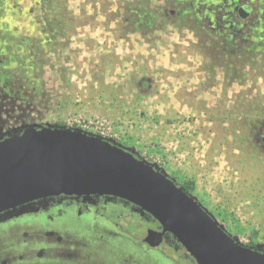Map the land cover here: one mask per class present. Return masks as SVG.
Masks as SVG:
<instances>
[{"label": "rangeland", "instance_id": "rangeland-1", "mask_svg": "<svg viewBox=\"0 0 264 264\" xmlns=\"http://www.w3.org/2000/svg\"><path fill=\"white\" fill-rule=\"evenodd\" d=\"M258 1L255 31L237 47L198 23L196 0H0V120L80 129L128 148L176 184L193 181L191 196L239 243L264 245V150L259 140L260 153L244 146L241 119L228 114L264 94ZM125 15L137 21L130 30ZM103 213L123 227L97 220L67 231L71 241L112 249V264L173 258L145 251L146 221L118 217L127 212L111 203ZM107 231L117 239L98 242Z\"/></svg>", "mask_w": 264, "mask_h": 264}, {"label": "water", "instance_id": "water-1", "mask_svg": "<svg viewBox=\"0 0 264 264\" xmlns=\"http://www.w3.org/2000/svg\"><path fill=\"white\" fill-rule=\"evenodd\" d=\"M58 196L124 201L158 224L146 230L144 244L156 248L170 236L195 264H264V245L239 243L164 170L128 148L53 125L0 141V214L31 212L26 205Z\"/></svg>", "mask_w": 264, "mask_h": 264}, {"label": "flooded vegetation", "instance_id": "flooded-vegetation-1", "mask_svg": "<svg viewBox=\"0 0 264 264\" xmlns=\"http://www.w3.org/2000/svg\"><path fill=\"white\" fill-rule=\"evenodd\" d=\"M258 4V0H196L192 15L198 23L205 22L213 34L224 38L226 43L238 44L237 47H241L246 45L243 41L250 40L255 31V25L259 18L257 15ZM169 14H173V11H169ZM1 115L2 109L0 108ZM5 121L8 120L5 119ZM28 126L36 125H20L16 129H12L6 128L3 121L0 120V141L22 133ZM256 140V142L260 141L264 150V132ZM109 203L120 205L123 210H126V214H119L118 217L121 215L130 217L135 214V207L124 201L94 196H58L26 205L25 210L30 208L27 211L32 210L31 212L19 215L21 207L0 214V264H112L115 251L113 252L112 249L105 251L106 246L102 245L89 247L86 244H76L67 234V231H74L77 227L84 231L82 228L91 226L97 220L106 225L108 223L113 225L112 229L114 230L117 229L116 227L122 228L123 225L119 223L120 218L103 213L105 206ZM36 207L42 208V210L38 209L39 211L34 212ZM61 207L67 210L69 215L62 218V214L59 212L62 210ZM83 217L86 219L81 220ZM142 217L148 218L146 215H142ZM34 218L40 219L38 223L34 224ZM148 221L150 229H158L156 222L150 218ZM126 234H130L127 229ZM116 236V233L107 231L97 241L111 243L117 239ZM143 237L141 243L147 253L159 254V250L162 248H167L173 253V258L165 256L166 260L160 255V259L164 260L161 263L195 264L192 258L170 236H167L163 243L156 248H150L144 244ZM52 238L58 243L56 246L44 242L46 239ZM108 252L110 255L107 254ZM114 264L116 263L114 262Z\"/></svg>", "mask_w": 264, "mask_h": 264}, {"label": "trees", "instance_id": "trees-1", "mask_svg": "<svg viewBox=\"0 0 264 264\" xmlns=\"http://www.w3.org/2000/svg\"><path fill=\"white\" fill-rule=\"evenodd\" d=\"M137 0H132L130 2H126V0H122L123 3H125L126 6H134ZM142 1V0H140ZM137 7V6H136ZM140 7V6H139ZM126 18V27L128 30H130L132 27H134L135 19H132L131 16ZM262 67L261 70L264 69V62L260 64ZM246 79V76H241V79L237 80L234 78H230L232 81H244ZM137 89L140 94L145 95V92L143 90L147 89V85L145 84V81L140 82L137 85ZM264 94L258 95L255 97L253 101H248L246 100L245 106L241 104H234L233 108L229 110L228 114L233 115L236 118H240L241 122L238 127V131L241 133L239 134L238 138L244 143V146L249 144L251 148H256L258 150V144H256V139L259 137L260 133L264 131ZM235 136H234V141H235ZM261 149V148H260ZM258 153L260 151L258 150ZM259 155V154H258ZM180 186L187 194H192L194 188H195V183L193 181H186L183 182L182 184H177ZM114 206H118L114 203H112ZM119 207H122L119 205ZM134 216H137L138 218L142 219L143 221H146L149 224L148 219L150 218L147 214L145 213H140L138 211H135ZM142 215H146L148 218L142 217ZM151 219V218H150ZM150 225V224H149ZM227 234H229L227 231H225ZM230 235V234H229ZM243 245V244H242ZM246 247H254L253 244L250 245H244Z\"/></svg>", "mask_w": 264, "mask_h": 264}]
</instances>
